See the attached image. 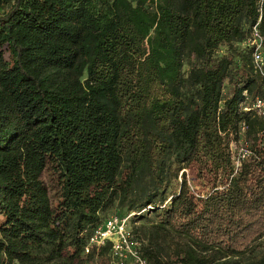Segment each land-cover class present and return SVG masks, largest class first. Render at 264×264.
<instances>
[{"label": "trees", "instance_id": "trees-1", "mask_svg": "<svg viewBox=\"0 0 264 264\" xmlns=\"http://www.w3.org/2000/svg\"><path fill=\"white\" fill-rule=\"evenodd\" d=\"M258 1L0 0V264H108L83 246L113 204L177 233L148 264H264Z\"/></svg>", "mask_w": 264, "mask_h": 264}, {"label": "built area", "instance_id": "built-area-1", "mask_svg": "<svg viewBox=\"0 0 264 264\" xmlns=\"http://www.w3.org/2000/svg\"><path fill=\"white\" fill-rule=\"evenodd\" d=\"M264 0L258 1V20L254 23L247 37L241 42L243 48L251 50V61L253 70L264 81V37L260 33L258 23L261 18ZM244 100L240 103L241 111H251L264 120V96L256 94L249 96L244 91ZM244 127V126H243ZM243 129V128H242ZM248 155V149L239 145L234 155V163L239 165L240 157ZM129 216L111 215L98 224L87 236L83 246V252L89 253L93 249H98L110 242L108 264H148L142 255V243L129 227ZM92 264H99L94 261Z\"/></svg>", "mask_w": 264, "mask_h": 264}, {"label": "rangeland", "instance_id": "rangeland-1", "mask_svg": "<svg viewBox=\"0 0 264 264\" xmlns=\"http://www.w3.org/2000/svg\"><path fill=\"white\" fill-rule=\"evenodd\" d=\"M227 53V50H220L218 55L222 54L221 52ZM186 68V67H185ZM233 85L227 80L224 83L223 92L225 95H229L232 91ZM245 146V145H244ZM187 173V178L190 177L189 169H185ZM180 177V175H179ZM174 186H176V181H173ZM126 206H122L120 204H113L104 210L101 215V221L111 215H126L129 216V227L132 229L133 233L140 238L142 247L149 246L153 248V250L160 253V257L163 261L168 260V255L175 250L176 241L179 238L177 233L168 230L166 232L160 231L157 228V224L159 222V217L156 216L152 209H149L147 206L145 209L140 212H129L125 213ZM140 213V214H139ZM155 234V235H154ZM264 254V236L253 242L248 248L240 255V258H258L259 256ZM15 264V263H14ZM127 264H131L128 260Z\"/></svg>", "mask_w": 264, "mask_h": 264}]
</instances>
